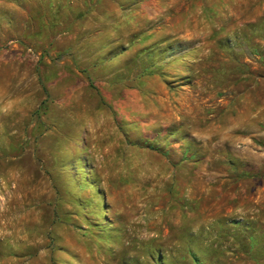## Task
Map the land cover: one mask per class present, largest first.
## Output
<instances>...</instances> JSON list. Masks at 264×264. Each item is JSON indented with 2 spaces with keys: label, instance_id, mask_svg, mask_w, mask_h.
Segmentation results:
<instances>
[{
  "label": "rangeland",
  "instance_id": "1",
  "mask_svg": "<svg viewBox=\"0 0 264 264\" xmlns=\"http://www.w3.org/2000/svg\"><path fill=\"white\" fill-rule=\"evenodd\" d=\"M0 264H264V0H0Z\"/></svg>",
  "mask_w": 264,
  "mask_h": 264
}]
</instances>
